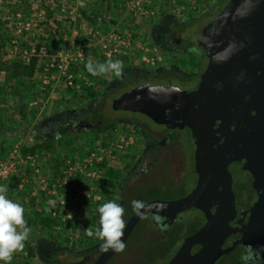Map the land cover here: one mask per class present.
<instances>
[{"label": "water", "instance_id": "1", "mask_svg": "<svg viewBox=\"0 0 264 264\" xmlns=\"http://www.w3.org/2000/svg\"><path fill=\"white\" fill-rule=\"evenodd\" d=\"M197 46L208 64L196 87L138 85L112 104L114 111L140 113L168 128H188L197 147V187L179 200L145 204L144 217L150 214L157 221L191 210L206 215V223L167 264H216L231 251L236 244L224 248L236 216L228 168L238 160L250 172L264 173V0H229L199 32ZM217 121L221 128H215ZM244 215L249 221L240 228L244 236L239 244L264 243V193ZM143 218L134 213L129 219L125 243ZM116 253L103 251L94 264H107Z\"/></svg>", "mask_w": 264, "mask_h": 264}, {"label": "rangeland", "instance_id": "2", "mask_svg": "<svg viewBox=\"0 0 264 264\" xmlns=\"http://www.w3.org/2000/svg\"><path fill=\"white\" fill-rule=\"evenodd\" d=\"M14 1L15 0L4 1L6 6L5 12H10L9 14H6L3 11L2 15L7 26L6 32L8 34L10 33L12 39L15 40L14 42H18L19 45L23 47L21 49H12L11 56H18V54L21 53L22 58L24 50L30 51L29 48L35 46L33 44L35 41L32 36H34L35 33L41 35L45 30L44 25L40 24L44 19V14L41 11L43 10V0L32 1L33 4L30 5L31 8L28 9L27 16L24 18L25 20L22 19V17H14L15 13L12 12L15 9V5L11 4L12 2L14 3ZM74 1L75 3H68L65 7L69 15V21L65 25V30H63L64 39L57 53L52 56L48 55L41 58V64L44 65L45 69L49 66L53 71L48 73L47 70L45 71L44 68H41L38 71L36 79L38 81L42 80V86L44 88L50 87V93L46 97L43 95L44 93H42V96L38 97L39 99L30 105L32 108L39 106V113L29 127L31 131L37 129L42 122L49 123V121L53 120V115L60 112L62 113L61 108L65 105H71L69 104L71 98H69L66 93V88L70 86L68 85L67 80H65V75H60L54 67L55 64L61 60L68 58L72 59L70 71L74 74V77H76L74 80V86L78 88L84 86L98 92L102 90L103 84L95 81L83 68V65L85 66L88 62L96 60V58H102L105 63L109 59L113 61L119 60L122 67L132 69L155 68L159 64L170 63L174 67L179 66L181 70L189 72L187 66L188 62L185 57L175 59L158 52V47L150 39L148 32L152 25L161 18L160 16L162 13L181 15L178 14V11L182 7H185L188 10L187 7L189 5V0H117L116 2L114 1L115 4L113 2L110 4V0H106L105 2H102V0ZM128 1L131 3H128ZM211 1L213 0H206V3L201 4L196 13H192V15L199 14ZM137 2L141 3L140 6L144 7L147 11V15H141L138 13L139 6L137 5ZM81 7L85 8L83 10L87 11L89 16L95 14L102 15L108 20V23L95 25L93 22H89L85 17L79 15ZM216 14H218V8L213 10L210 15H206L202 18L195 26V31H193L192 34L193 42H195L198 32L212 21ZM26 32H30V35L33 34L30 37H27ZM118 36L129 37L131 39V45L127 50L124 49L126 52L123 51L120 55L108 58L107 54L109 50L113 48L114 38ZM180 37L183 38V36ZM36 40L41 42L37 37ZM3 53L0 52V56ZM151 60H153V64L151 63ZM114 76L116 75L113 72L109 73L107 80L111 81ZM75 104H79L78 101H76ZM109 112L110 116L114 118L125 116V114H121L120 112L117 114L112 113V111ZM137 118L142 120L151 131H154V124L149 122L147 118L140 116H137ZM107 134L108 136L106 137H99L98 141H96L97 143H95L93 148L90 149V154L87 157L78 158V160L71 158L70 154L65 150H62L61 147L58 148V152L62 157L58 158L56 164L51 163L50 167L44 165L43 156L40 153L29 152L37 157L41 177L45 178L47 181L48 189L56 191V202L67 198L66 203L76 209L74 225L77 227L74 231L69 233L68 246H72L83 232L89 229L91 230V222L87 214H85L86 208L101 205L104 202L105 194H108L110 191V188L106 184V180L109 179L110 174H116V171L119 169L130 168L131 162L128 161V158L131 156L133 157L136 154L137 149L135 148V145L139 142L140 135L135 127L132 125H123L114 128L112 132ZM182 134L184 140H186V138H188V133L183 131ZM43 142L46 146L50 145L49 139H46ZM19 144L23 151L26 152L27 139L25 138ZM188 146L190 145L186 144L187 148ZM152 155L153 159L149 162H145L146 176H151V178L148 180L145 179V183L138 182L135 186L136 192L133 194L134 200H141L144 203H146L147 200L150 201L151 198H153L151 200L161 201H167L169 199V196H166L163 192L164 190H161L160 188L163 182L160 180V177L170 176V168L172 163L176 160V157H173L170 150L167 148L157 149L156 153ZM8 157L0 159V161L5 160ZM86 159L88 161L84 162ZM77 164L80 165V168L86 165V168L83 173L76 172L71 175L73 177L69 179V187L72 189V192L68 196H65L63 189L59 188L58 179L66 176L64 175V172H66L69 167H75ZM19 172V175H13L9 180L0 183L7 186L8 198L24 207L25 219L27 225L32 227L31 230L38 229L37 232H39V234L44 232L41 220L44 217V211H46L47 217L52 218L55 221V232L61 233L65 229L66 224L51 216L50 206L48 204L51 197H48L46 193L40 189L39 181L37 180L33 168L30 167V165L27 167L22 166L19 168ZM21 173L25 174L30 179V181L25 183L22 188L20 187L21 178L23 176ZM87 176L98 177L89 179ZM187 176L189 178L191 175L188 174ZM166 179H168V177H166ZM188 186L190 189L191 183H189ZM111 189L113 190L114 188L112 187ZM34 192H36V195L33 194ZM169 192L171 193L173 190H169ZM112 201L115 202L114 200ZM32 203H34V205H32ZM38 214H40V216L36 217ZM184 214L185 216L181 215L178 221H182L181 219L183 218L193 220L200 215L199 213L188 212H185ZM31 221L32 223H30ZM196 221H198V219L192 221L190 228L194 226L198 227L197 225H200V222ZM77 250L79 251V249ZM27 259L28 254L20 250L13 254L10 264H46L39 258L30 259L29 262H27ZM220 260L216 264H228L230 259L226 256L221 261ZM79 261L80 258L76 259L75 262ZM159 264H167V262H159Z\"/></svg>", "mask_w": 264, "mask_h": 264}, {"label": "trees", "instance_id": "3", "mask_svg": "<svg viewBox=\"0 0 264 264\" xmlns=\"http://www.w3.org/2000/svg\"><path fill=\"white\" fill-rule=\"evenodd\" d=\"M4 1L0 0V52L3 53L4 51L0 56V159L8 157L14 145L22 142L25 138L27 139L26 152L40 153L43 156V163L47 167H50L51 163L56 164L58 158L62 157L58 152V148L60 147L62 150L68 152L74 160L87 157L90 154V149L97 143L96 141H98L101 132L107 126L105 123L112 124L113 129L116 126L115 124H117V120L110 118L106 111L111 91L98 92L84 86L79 88L76 86L67 87L66 93L71 98L69 103L71 105H65L61 108L62 113H58L66 116V122L63 125L62 123L59 124V126H63V129L56 130L53 134L49 132L50 134L46 136L50 141L49 146H46L42 139H40V133L36 132L29 135V127L39 113V106L32 108L30 105L39 99L38 97L42 96V93H44L45 97L48 96L50 87L44 88L42 80L38 81L36 79L39 69H45L44 65L41 64V58L33 56L28 62H25L21 58V53L18 56H11L12 49H21L23 47L18 42H14L15 40L12 39L10 33L6 32L7 26L2 15V12L6 10ZM32 1L15 0L14 3L12 2L11 4L15 5V9L12 12L15 13L14 17H22L24 19L27 16L28 9L31 8L30 5L33 4ZM103 1L105 2L106 0ZM114 1L116 2L117 0H110V4L114 3ZM226 2L228 0H213L204 11H201L197 15L189 14L188 18L191 20L188 19L180 23L175 20L173 13H162L161 18L153 24V29L157 32L162 26L175 27V29H178L179 36L185 38L188 35L186 30L183 29L195 31V26L202 18L210 15L217 8L219 12ZM42 3L43 10L41 11L44 14V19L40 24L44 25L45 30L41 35L35 33L32 36L35 41L33 44L38 49L42 45L46 46L48 55L52 56L57 53L62 44L64 39L63 30H65V25L69 21V15L65 7L68 3L72 4L75 1L43 0ZM83 9L85 8H80L79 15L85 17L89 22H93L95 25L108 23V20L102 15L95 14L89 16L87 11ZM9 12L5 13L9 14ZM177 24L179 25L177 26ZM29 33L26 32L27 37L33 34L30 35ZM36 37L41 42H38ZM90 63L97 65L105 62L102 58H96V60ZM83 68L95 81L101 82L103 88L110 84L107 76H109V73H112L111 70L93 76L86 70L84 65ZM46 70L48 73L53 71L49 66ZM175 77H178V75L170 70H162L153 74H127L121 88L124 89L134 84L137 78L145 81L162 82L174 79ZM76 101L79 104L76 105ZM80 119H83L85 124H78L77 122ZM101 119L106 121L100 122ZM52 126L53 130L56 124ZM85 131L89 132V134L82 137V133ZM119 174H121L119 171L116 174H110L109 179L106 180V184L110 188L108 192V196L110 197L112 196L111 188H115V184L119 182ZM135 190L136 187L132 188L129 192L125 188L121 191V206L126 212V220L135 213L131 206ZM148 202L149 200L146 201V203ZM100 206L95 205L86 208L85 214H87L91 222V230L94 234L99 228L98 208ZM43 214L44 217L41 220V224L44 232L39 234L37 232L38 229L31 230L29 238L24 242L22 251L28 254L27 262L30 259L39 258L46 264H75L76 259L83 257L84 260H82L81 264H94L99 254L103 252L101 249L102 241L95 238V235L93 237L87 236L85 231L72 246H68L69 233L74 231L77 226L66 224L65 229L61 233H56L54 227L55 221L47 217L46 211ZM38 216L40 214L36 217ZM176 220H173L171 224L172 228L166 232L163 231V226L154 224L150 218L145 216L137 224L126 241L124 251L117 252L107 264H159V262L164 261L168 263L178 251L179 244L200 227V225H197L198 227L194 226L190 228L192 221H194L191 219L183 218L181 219L182 221ZM196 222L202 224L204 221L199 217Z\"/></svg>", "mask_w": 264, "mask_h": 264}, {"label": "flooded vegetation", "instance_id": "4", "mask_svg": "<svg viewBox=\"0 0 264 264\" xmlns=\"http://www.w3.org/2000/svg\"><path fill=\"white\" fill-rule=\"evenodd\" d=\"M226 4L227 2L222 6L221 10ZM221 10H219V12ZM173 15L178 23L183 21L185 22L188 19H190L188 18V16H190L189 14H182V15L173 14ZM178 25L179 24H177V26ZM183 30H186L188 35L185 38L179 36L180 34H178L179 33L178 29H175V27L171 28L169 26L168 27L162 26L160 29L157 30V32H155L152 25L151 29L148 32L150 39L158 47V52H161L165 56H169L175 59L185 57L188 62L187 66L189 68V72L181 70L179 66L174 67L170 63L169 64L164 63L161 65L159 64L155 68L132 69V68L122 67L121 75L119 77L114 76V78L111 81H109L110 84L107 87L102 88L101 90L103 92L111 91L109 97L110 99L108 100L109 103L106 109L108 115L110 116L109 111H112V113L114 114H117L119 112L121 114H125L124 117L118 116L114 118L110 116V118L117 120L116 122L117 124H115L116 126L114 125L115 128L123 125L125 126L132 125L133 127H135V129L138 130V134L140 135L139 142L135 145V148L137 149L136 154L133 157L131 156L130 158H128V161L131 162L130 168L118 170L121 173L119 174L120 175V178L118 180L119 182L116 183L115 188L111 190L112 196L111 197L109 196L110 198L108 197L109 193L105 194L103 203L114 200L115 203L121 205L122 201L120 195H121V191L124 188L126 189L127 192H129L132 188L136 186L138 182L145 183V179L148 180L149 178H151V176H146L145 162H149L153 159L152 154H155L157 149L167 148L168 150H170V153L173 155V157H176L175 162L172 163V166L170 168L171 170L170 176H166L168 177V179H166V177H160L161 178L160 180L163 181L161 184L163 187L160 186V188L161 190H164L163 192L166 194V196L169 195V199L167 201L179 200L188 196L198 185L200 176L196 172L197 147L192 140V134L188 128L186 127L182 129L168 128L166 126L159 125L153 122L151 119H149L143 114L132 113L127 111H114L112 108V104L115 99L119 98L122 94L130 91L131 89L135 88L138 85L153 86V85L165 84L162 86L165 87L177 86L181 90H189L197 86V84L200 82L201 75L207 68L208 59L206 57L205 52L197 46V39L199 32L197 34V38L195 39V42H193L192 41L193 31H190L188 29H183ZM162 70H170L174 74L178 75V77L162 82L145 81L143 79L137 78V81L134 82V84L124 89L121 88L123 84L122 82L125 81L127 74H135V75L153 74ZM137 116L147 118L149 122L154 124L155 126L154 131H151L150 128L147 127V125L142 120H139L137 118ZM53 117L54 119L49 121V123L42 122V124L39 127H37V129H35L34 131L28 130V134L30 135L31 133L38 132L40 133L41 136L40 139L44 141L47 139L46 136L49 135L50 133L53 134L56 130H62L63 126L61 125L59 126V124L62 123L63 125V123L66 122V116L57 114L56 116ZM105 121L106 120H102V119L100 120V122H105ZM84 122L85 121L83 119H80L79 122L77 123L85 124ZM55 124L56 126L52 130L53 128L52 125ZM105 124L107 126H105V129L101 132L100 137H106L108 136L107 133L112 132L113 125L107 123ZM222 126H223L222 123L220 121H217L215 128L218 129L221 128ZM183 131H186L188 133V138H186V140H184L182 134ZM88 134L89 132L85 131L82 133V137ZM186 144H189L190 146H188L187 148ZM247 168H251V167L249 166L246 167L244 163L238 160L233 161L230 164V167L228 168V170H231L232 172L233 182L231 185V191H232L233 201L236 206V216L232 223L233 231L229 235V237L224 241V248H232L235 244L236 245L233 247L231 251L225 253L220 258L222 260L226 256L229 257L230 260L228 264H243V261L241 260V256L246 253V249L248 248L253 249L254 259L256 260V264H264V243L261 244L260 241L254 239V242L250 245L239 244V241L244 236L240 228L242 229V227H244L249 221L248 215H244V214L254 206V204L257 202L259 198V194L264 193V173H262L261 171L250 172ZM188 174L191 175L189 178L187 176ZM189 183H191L190 189L188 186ZM169 190H173V192L170 193ZM184 213L177 215L176 219L179 220L181 215H185ZM188 213H199L200 214L199 217L203 219L204 222L200 224L198 230L206 223V215H204L203 212L198 210L196 211L191 210L188 211ZM125 215L126 212L124 211L123 219L125 221V226H126V224L128 223L129 219L132 216H130L126 220ZM147 217L150 218L154 224L163 226V231L168 232L172 228L171 224L173 220H171V218L157 221L154 220L150 214H148ZM176 219H174V221ZM198 230L190 234L188 237L195 234ZM261 230L262 232H264V227H262ZM184 240L179 244V248L184 242ZM257 251L259 252L258 256L255 255ZM82 260H84L83 257L80 258L79 262H75V264H81Z\"/></svg>", "mask_w": 264, "mask_h": 264}, {"label": "clouds", "instance_id": "5", "mask_svg": "<svg viewBox=\"0 0 264 264\" xmlns=\"http://www.w3.org/2000/svg\"><path fill=\"white\" fill-rule=\"evenodd\" d=\"M86 70L93 76H97L111 70L117 77L121 75V62L109 59L106 63L93 65L87 63ZM59 138V137H57ZM7 186L0 184V264H10L13 254L24 248V242L29 238L31 228L25 219L24 207L9 199L7 196ZM52 204V201H49ZM133 211L144 217L147 206L141 200L131 202ZM99 228L93 233L87 230L86 235L102 241L101 249L114 252H123L126 244L122 239L124 236L125 221L123 219V207L113 201L103 203L98 208ZM255 255H259L257 251ZM243 264H256L253 249H246V253L241 256Z\"/></svg>", "mask_w": 264, "mask_h": 264}, {"label": "built area", "instance_id": "6", "mask_svg": "<svg viewBox=\"0 0 264 264\" xmlns=\"http://www.w3.org/2000/svg\"><path fill=\"white\" fill-rule=\"evenodd\" d=\"M128 3H131L128 1ZM206 0H189L188 1V10L185 7H182L179 11L178 14H192L196 13L198 10V7L201 4H205ZM141 3L137 2V5L139 6L138 8V13L141 15H147V11L144 9L143 6H140ZM131 45V39L127 36H118L114 38V43H113V48L109 50L107 56L109 57H115L117 55H120L123 51L127 50ZM125 49V50H124ZM30 51L24 50V54L22 55V59L25 62H28L31 57H46L48 56V51L46 46L42 45L39 49L36 46H33L29 48ZM126 52V51H125ZM71 61L72 59H64L59 61L58 63L55 64L56 71L61 75H65V80H67V83L70 87L74 86V80L76 77H74V74L71 73ZM150 61V60H149ZM152 64L154 63L153 60H151ZM88 161L87 159L84 161ZM33 168L35 175L37 176V180L39 181V187L40 189L46 193L48 197H51L50 201H52V204H49L50 206V212L51 216L54 218L59 219L60 222L64 224H74L75 220V215H76V209L74 207H71L66 203V199L61 200L59 202H56V191L55 190H49L47 181L45 178L41 177V172L40 168L38 165V160L37 157L29 152L23 151L22 147L20 144H16L14 146V149H12V152L10 156L5 159L0 161V183L7 181L10 179L11 176L13 175H19V168L22 166H29ZM86 168V165L82 168H80V165L77 164L75 167H69L66 172H64L63 178L58 179L59 183V188L63 189L65 196H68L71 192L72 189L69 187V179L75 174L76 172H82ZM22 174V173H21ZM21 178V184L20 187L25 183H28L30 181L29 177L26 176L25 174H22ZM41 177V178H40ZM89 179H94L95 177L98 176H87ZM36 195V192L33 193ZM98 199V198H97Z\"/></svg>", "mask_w": 264, "mask_h": 264}, {"label": "crops", "instance_id": "7", "mask_svg": "<svg viewBox=\"0 0 264 264\" xmlns=\"http://www.w3.org/2000/svg\"><path fill=\"white\" fill-rule=\"evenodd\" d=\"M30 130V129H29Z\"/></svg>", "mask_w": 264, "mask_h": 264}]
</instances>
